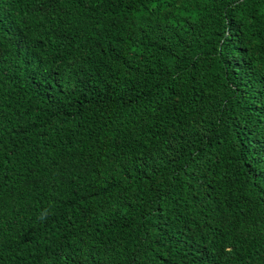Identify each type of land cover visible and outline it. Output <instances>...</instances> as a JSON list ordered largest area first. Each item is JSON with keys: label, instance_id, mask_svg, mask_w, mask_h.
I'll return each mask as SVG.
<instances>
[{"label": "trees", "instance_id": "trees-1", "mask_svg": "<svg viewBox=\"0 0 264 264\" xmlns=\"http://www.w3.org/2000/svg\"><path fill=\"white\" fill-rule=\"evenodd\" d=\"M0 264H264V0H0Z\"/></svg>", "mask_w": 264, "mask_h": 264}]
</instances>
